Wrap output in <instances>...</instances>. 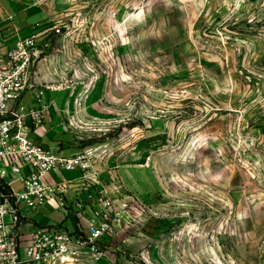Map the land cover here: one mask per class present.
<instances>
[{"label":"rangeland","instance_id":"1","mask_svg":"<svg viewBox=\"0 0 264 264\" xmlns=\"http://www.w3.org/2000/svg\"><path fill=\"white\" fill-rule=\"evenodd\" d=\"M58 1L39 61L80 151L116 166V232L80 264H264V6Z\"/></svg>","mask_w":264,"mask_h":264},{"label":"built area","instance_id":"2","mask_svg":"<svg viewBox=\"0 0 264 264\" xmlns=\"http://www.w3.org/2000/svg\"><path fill=\"white\" fill-rule=\"evenodd\" d=\"M212 1H230L235 8L241 2L252 5L253 0ZM256 1L264 6V0ZM39 35L20 38L12 49L0 54V264L97 263L102 248L116 232L112 200L104 189L93 205L73 198L74 180L62 173L81 171L79 187L85 191L91 177L96 176L95 165L103 159H98L92 149L64 156L34 141L33 129L45 120L51 106L45 98L49 87L34 83L41 54L36 42ZM27 92L34 97L29 107L21 104ZM66 126L68 130L74 128L69 119ZM14 183L20 184L18 190ZM49 200L55 201L66 216L69 210L77 211V216L87 211L86 230L74 231L62 222L21 231L25 212Z\"/></svg>","mask_w":264,"mask_h":264},{"label":"crops","instance_id":"3","mask_svg":"<svg viewBox=\"0 0 264 264\" xmlns=\"http://www.w3.org/2000/svg\"><path fill=\"white\" fill-rule=\"evenodd\" d=\"M59 7L60 2L58 0H0V54H5L12 49L18 39L29 37L34 33L40 34L36 42L39 47H42L41 43L44 40V35L47 30L51 29L50 26L57 16ZM54 78L56 79L54 74L48 71L45 63L39 61L34 75V83L36 86L49 87V89H45V98L51 102V106L45 120L33 129L34 141L45 148L54 149L64 156H69L80 151L78 140L81 137L78 136V133L68 130L66 122L70 113H75L76 109L80 107V103L76 101L72 88L60 89L50 86L49 82L54 81ZM25 97L28 99L24 104ZM96 100L91 93L85 102V107H88L86 106L88 102L89 107L96 110L98 103ZM33 101L34 97L27 92L23 95L21 104L29 107ZM59 131L66 134L68 138L67 136L61 138ZM113 163L112 160L105 158L100 163H97L94 167L96 176L91 177V181L88 182L85 191H81L79 187L81 171L63 172L62 174L68 173L69 176L67 178L63 175L64 178L74 180L75 183L73 184L75 191L73 190L74 192H71L70 195L73 198L79 197L92 202L91 204L93 205L99 191L104 189L112 200L113 193L108 183L112 170L116 168ZM51 205L53 207L57 206L60 213L64 215L61 221L58 222L51 219L52 212H54ZM25 214V220L21 226V231L24 233L32 230L35 226H46L62 222L71 230H86V221L90 216L87 211L84 216L81 214L77 216V211L75 210H69L68 216H66L60 206L53 200L46 201L42 205L26 211Z\"/></svg>","mask_w":264,"mask_h":264},{"label":"trees","instance_id":"4","mask_svg":"<svg viewBox=\"0 0 264 264\" xmlns=\"http://www.w3.org/2000/svg\"><path fill=\"white\" fill-rule=\"evenodd\" d=\"M0 184H2V181H0Z\"/></svg>","mask_w":264,"mask_h":264}]
</instances>
